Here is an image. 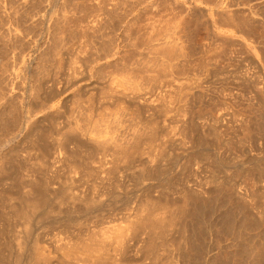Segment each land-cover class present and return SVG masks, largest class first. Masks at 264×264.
<instances>
[{
  "label": "rangeland",
  "instance_id": "374dc122",
  "mask_svg": "<svg viewBox=\"0 0 264 264\" xmlns=\"http://www.w3.org/2000/svg\"><path fill=\"white\" fill-rule=\"evenodd\" d=\"M0 137V264H264V0H0Z\"/></svg>",
  "mask_w": 264,
  "mask_h": 264
},
{
  "label": "bare ground",
  "instance_id": "6f19581e",
  "mask_svg": "<svg viewBox=\"0 0 264 264\" xmlns=\"http://www.w3.org/2000/svg\"><path fill=\"white\" fill-rule=\"evenodd\" d=\"M73 65V64H72ZM57 84V83H56ZM55 87V86H54ZM103 94V93H102ZM23 102V101H22ZM167 108V107H166ZM164 110V109H163ZM24 128V127H23ZM6 130V129H5ZM1 138V137H0ZM214 140V139H213ZM97 141V140H96ZM98 142V141H97ZM224 142V141H223ZM138 149V148H137ZM122 158V157H121ZM56 160V159H55ZM31 181V180H30ZM30 183V182H29ZM37 185V184H36ZM40 186V185H39ZM263 188V187H262ZM40 190V197H39V200L42 202V200L45 202L46 200V196H47V187L46 186H41L39 188ZM262 196V195H261ZM261 196L259 198H261ZM26 198V197H25ZM39 203V202H38ZM252 206V205H251ZM259 207V206H258ZM261 207V206H260ZM256 208V207H255ZM262 208V207H261ZM20 212V211H19ZM22 212V211H21ZM25 212V211H24ZM26 213V212H25ZM258 214V213H257ZM260 214V213H259ZM262 216V214H261ZM260 217V216H259ZM147 219V218H146ZM149 219V218H148ZM164 220V219H163ZM259 222V221H258ZM262 222V221H261ZM256 224V223H255ZM162 225V224H161ZM107 245V244H106ZM100 251V250H99ZM90 257V256H89ZM92 258V257H91ZM261 258V257H260ZM93 260V259H92ZM97 260H98V257H97ZM101 260V258H100ZM90 261V260H89ZM242 262V261H241ZM254 264V263H253Z\"/></svg>",
  "mask_w": 264,
  "mask_h": 264
}]
</instances>
